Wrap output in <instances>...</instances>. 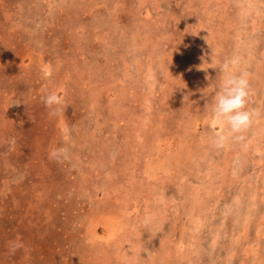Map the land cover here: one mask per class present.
I'll use <instances>...</instances> for the list:
<instances>
[{"label":"rangeland","instance_id":"374dc122","mask_svg":"<svg viewBox=\"0 0 264 264\" xmlns=\"http://www.w3.org/2000/svg\"><path fill=\"white\" fill-rule=\"evenodd\" d=\"M0 264H264V0H0Z\"/></svg>","mask_w":264,"mask_h":264},{"label":"clouds","instance_id":"9594fccd","mask_svg":"<svg viewBox=\"0 0 264 264\" xmlns=\"http://www.w3.org/2000/svg\"><path fill=\"white\" fill-rule=\"evenodd\" d=\"M240 63L238 57L225 60L220 71L228 74L224 77L212 105L213 118L225 126L226 131H220L212 138V144L216 148H222L229 138L241 142L245 139L242 135L251 126L256 111L247 109L250 95L248 73L235 74L233 69ZM45 107L53 109L54 106L62 103L61 98L50 93L42 97ZM51 114H55L53 111ZM67 149L62 148L54 151L52 157L56 158L58 153H66Z\"/></svg>","mask_w":264,"mask_h":264}]
</instances>
